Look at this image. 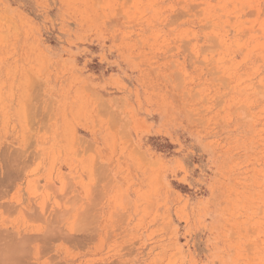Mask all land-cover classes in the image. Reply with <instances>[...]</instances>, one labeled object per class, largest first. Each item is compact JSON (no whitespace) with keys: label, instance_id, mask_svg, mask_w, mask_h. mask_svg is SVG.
<instances>
[{"label":"rangeland","instance_id":"obj_1","mask_svg":"<svg viewBox=\"0 0 264 264\" xmlns=\"http://www.w3.org/2000/svg\"><path fill=\"white\" fill-rule=\"evenodd\" d=\"M0 264H264V0H0Z\"/></svg>","mask_w":264,"mask_h":264},{"label":"bare ground","instance_id":"obj_2","mask_svg":"<svg viewBox=\"0 0 264 264\" xmlns=\"http://www.w3.org/2000/svg\"><path fill=\"white\" fill-rule=\"evenodd\" d=\"M24 244H22V245H20V246H23ZM17 246H19V245H17ZM9 250V249H8ZM14 251H15V249H14ZM10 252H11V250H9V254H10ZM6 253H7V251H6ZM12 253H14V252H12ZM3 256V255H2ZM10 256V255H9ZM16 256V255H15ZM10 258V257H9Z\"/></svg>","mask_w":264,"mask_h":264}]
</instances>
